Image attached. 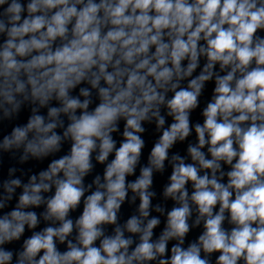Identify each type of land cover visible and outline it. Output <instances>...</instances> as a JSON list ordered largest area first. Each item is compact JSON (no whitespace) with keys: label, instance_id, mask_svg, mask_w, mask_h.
<instances>
[{"label":"clouds","instance_id":"9594fccd","mask_svg":"<svg viewBox=\"0 0 264 264\" xmlns=\"http://www.w3.org/2000/svg\"><path fill=\"white\" fill-rule=\"evenodd\" d=\"M0 264H264V0H0Z\"/></svg>","mask_w":264,"mask_h":264},{"label":"water","instance_id":"95a60500","mask_svg":"<svg viewBox=\"0 0 264 264\" xmlns=\"http://www.w3.org/2000/svg\"><path fill=\"white\" fill-rule=\"evenodd\" d=\"M159 183V182H158Z\"/></svg>","mask_w":264,"mask_h":264}]
</instances>
